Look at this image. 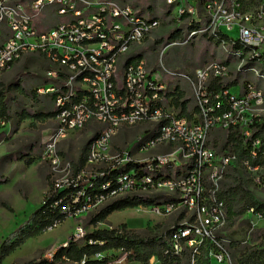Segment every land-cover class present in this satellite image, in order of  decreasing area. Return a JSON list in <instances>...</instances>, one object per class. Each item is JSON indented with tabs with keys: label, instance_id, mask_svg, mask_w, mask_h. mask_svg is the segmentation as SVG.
Instances as JSON below:
<instances>
[{
	"label": "built area",
	"instance_id": "2783aa9c",
	"mask_svg": "<svg viewBox=\"0 0 264 264\" xmlns=\"http://www.w3.org/2000/svg\"><path fill=\"white\" fill-rule=\"evenodd\" d=\"M166 5L176 26L191 28L183 40L166 48L207 38L227 55L191 74H174L189 85L196 109L191 119L172 105L173 96L167 98L166 86L149 72L144 58L129 61L137 56L135 47L156 40L160 19L115 0H0V79L29 56L45 61V82L35 93L53 103L42 158L55 165L65 140L97 125L84 166L73 175L71 161L67 163L72 179L66 184L53 181L45 194L78 188L68 194L69 217L117 199H158L148 206L151 212L181 211V223L164 238L165 254L181 256L187 250L189 264H196L204 250L209 264H231V242L221 234L228 212L220 193L237 157L230 149L212 147L209 135L216 130L225 139L238 134L247 149L255 124L262 121L264 0H166ZM233 30L237 35L230 34ZM229 82L235 83L224 87ZM142 123L155 127L136 141L134 150L141 157L129 149L109 153L120 130ZM259 143L250 142L252 156ZM157 148L168 151L148 153ZM241 167L264 190V156L254 165L244 160ZM84 177L88 183L82 187ZM247 213L258 215L252 209ZM149 263L160 261L153 256Z\"/></svg>",
	"mask_w": 264,
	"mask_h": 264
},
{
	"label": "rangeland",
	"instance_id": "374dc122",
	"mask_svg": "<svg viewBox=\"0 0 264 264\" xmlns=\"http://www.w3.org/2000/svg\"><path fill=\"white\" fill-rule=\"evenodd\" d=\"M121 4L132 6L140 14L149 17H158L161 21L157 29L156 37H165L177 24L173 19L171 7L166 5V0H115ZM62 21L66 19L61 18ZM231 35H237L236 31H230ZM150 45V43H149ZM148 44L135 47L137 54L142 52V58L146 60L149 72L155 74L160 83L167 88L168 97H171L177 88L184 93L183 99L191 97V91L186 80L174 74H191L193 70L211 61H221L227 55L216 43L207 38L193 39L180 45L150 49ZM166 48V49H165ZM35 57V56H33ZM46 64V63H45ZM34 60L23 59L15 63L0 79L1 83L9 84L21 78L23 92L13 89L7 95V106L10 121L0 124V179H7V183L0 184V243L12 234L19 226L25 224L31 213L43 202V198L53 181L69 182L71 178L70 167L67 163L76 161L81 146L91 138L96 124L81 131L75 132L65 140L57 149L60 163L55 165L50 160L43 159V142L51 127L49 121H37L34 118H22V112L29 115L40 111L52 110L50 98L45 96L33 97L31 92L38 86L41 77L44 78L46 65ZM249 79H254L250 74ZM40 85V84H39ZM171 105V104H170ZM177 111V107H175ZM261 119L264 121V110ZM261 121V122H262ZM155 126L150 123H142L128 129L120 130L110 141L111 155L131 150L134 157L138 156L136 141L148 135ZM225 141V134L219 130L212 131L209 135V144L221 151V145ZM167 149H152L148 153H163ZM31 158L32 163L26 164L20 157ZM103 167V164L98 165ZM236 175L243 178L247 188L255 198L264 202V190L255 186L250 174L242 167H234L228 170L223 184L230 185ZM80 185H87L84 177ZM108 203H103L93 210L67 218L64 222L48 229L43 234L31 238L12 254L4 259L1 264H21L27 260L46 257L62 244L65 245L71 238H81L85 233L91 232L94 227L88 224L89 218L100 208ZM181 211L169 215H158L151 212L148 207L138 206L113 212L104 223L97 228L116 229L122 225L126 230L143 237L153 235L164 236L167 230L173 228L182 220ZM222 236L232 242L229 246L230 263L236 264L238 256L248 248H264V216L245 213L237 215L235 212L229 215L228 224ZM106 256L107 264H138L126 259V254L121 251H108L98 255L100 259ZM150 264V263H149Z\"/></svg>",
	"mask_w": 264,
	"mask_h": 264
},
{
	"label": "trees",
	"instance_id": "16d2710c",
	"mask_svg": "<svg viewBox=\"0 0 264 264\" xmlns=\"http://www.w3.org/2000/svg\"><path fill=\"white\" fill-rule=\"evenodd\" d=\"M190 29V27L184 25L175 26L165 37H157L156 40L149 45V48L154 50L158 46L164 47L172 41H181L185 38L187 31ZM141 57L142 52L135 57H130L129 61L135 62ZM25 59H27V61L34 60L42 65L45 64V61L41 57L29 56ZM44 67L47 68V65ZM44 82L45 78L41 77L38 83L41 84ZM21 83V78L9 84L0 82V124L10 121L7 95L13 89H17L22 93L23 89ZM234 83L235 82L226 83L224 87H229ZM31 94L35 97V90H33ZM173 95V103L177 108H180V114H184L189 100H183L184 93L177 88ZM52 116V110L47 112L40 111L33 115H29L24 111L22 112V118H34L41 122L46 121ZM254 139H259L260 143L258 148H254L255 156H252L250 152L252 145L250 142ZM90 142L91 139H88V141L81 146L77 160L71 161L73 175L77 174L84 166L87 160ZM248 142L246 149L244 139L240 135L229 134L223 145H221V148L223 147L221 151L230 149L236 154L237 161L235 167H241V163L244 160L250 161L253 165L260 162L264 156V121L255 124ZM20 159L24 160L26 164L32 163L31 158L21 156ZM7 182V179H0V184H5ZM50 190L51 186H49L48 191ZM77 190L78 188L69 187L56 194L53 193L45 196V202L31 213L25 224L19 226L0 243V264L17 248L26 243L27 240L35 238L48 229L53 228L55 225L64 222L69 217V212L65 211L66 206L70 204L68 194ZM220 197L225 202L228 218L229 215L234 212L237 215H243L250 209H252L255 214L264 216V202H260L255 198L253 193L247 188L243 178L239 175H236L232 184H225L224 190L220 193ZM157 201L158 199L138 197L130 199L122 198L112 201L100 208L89 218L88 224L94 227L91 232L85 233L77 240L71 238L67 241L66 245H61L55 249L50 258H33L21 264H107L108 260L106 256L100 259L96 257L108 251H121L126 254L127 260L138 264H149V260L153 256L160 261V264H189L190 257L187 250L183 251L181 256L164 253L167 247L164 238L171 232V229L167 230L164 236L153 235L152 237H143L126 230L124 225L116 229L97 228L98 224L104 223L113 212L123 211L138 206L148 207L158 203ZM77 206H79V204L76 205V207ZM74 208L75 207L70 205V212H73ZM233 245L234 244L231 242V246ZM196 264H209L204 250ZM236 264H264V248L251 247L246 249L238 256Z\"/></svg>",
	"mask_w": 264,
	"mask_h": 264
},
{
	"label": "crops",
	"instance_id": "0c3cea01",
	"mask_svg": "<svg viewBox=\"0 0 264 264\" xmlns=\"http://www.w3.org/2000/svg\"><path fill=\"white\" fill-rule=\"evenodd\" d=\"M183 100H189L186 106V111L183 115H185L186 117H188L189 119H191L196 112V109L194 108V102H193V98L192 95L189 99H183ZM172 105L175 106V104L172 101ZM176 107V106H175ZM180 110V108H177Z\"/></svg>",
	"mask_w": 264,
	"mask_h": 264
}]
</instances>
